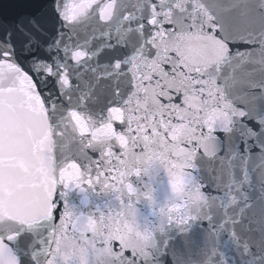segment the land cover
Returning a JSON list of instances; mask_svg holds the SVG:
<instances>
[{"label":"snow or ice","instance_id":"1","mask_svg":"<svg viewBox=\"0 0 264 264\" xmlns=\"http://www.w3.org/2000/svg\"><path fill=\"white\" fill-rule=\"evenodd\" d=\"M218 4L0 0V264H264V82L180 47L264 49Z\"/></svg>","mask_w":264,"mask_h":264},{"label":"water","instance_id":"2","mask_svg":"<svg viewBox=\"0 0 264 264\" xmlns=\"http://www.w3.org/2000/svg\"><path fill=\"white\" fill-rule=\"evenodd\" d=\"M264 0H219L222 14L232 21L237 36L257 40L264 45ZM180 47L189 68L204 71L210 77H219L221 86L231 87L246 84L251 86L264 82V49L244 50L237 59L222 60L217 55L218 46L207 42L202 36L189 33L182 38ZM207 78V77H206ZM193 107L198 106V97L190 96Z\"/></svg>","mask_w":264,"mask_h":264}]
</instances>
